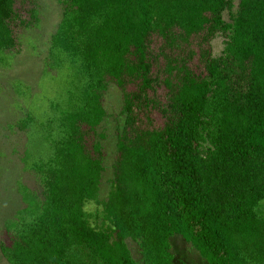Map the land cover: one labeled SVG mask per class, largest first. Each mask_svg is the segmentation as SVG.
Returning a JSON list of instances; mask_svg holds the SVG:
<instances>
[{
  "label": "trees",
  "instance_id": "16d2710c",
  "mask_svg": "<svg viewBox=\"0 0 264 264\" xmlns=\"http://www.w3.org/2000/svg\"><path fill=\"white\" fill-rule=\"evenodd\" d=\"M59 3L43 58L51 91L39 101L10 81L27 104L5 126L15 146L0 152L19 168L20 205L0 219L5 261L174 264L179 236L207 264H264V0ZM43 11L41 0H0V68ZM111 84L124 118L101 198Z\"/></svg>",
  "mask_w": 264,
  "mask_h": 264
},
{
  "label": "rangeland",
  "instance_id": "374dc122",
  "mask_svg": "<svg viewBox=\"0 0 264 264\" xmlns=\"http://www.w3.org/2000/svg\"><path fill=\"white\" fill-rule=\"evenodd\" d=\"M44 7L43 21L38 31H28L21 38L22 46L20 52L15 56L10 68H0V152L9 154L15 146V135L8 134L5 126L10 121L26 111L25 100L13 94L10 81L19 79L25 84L32 86L33 93L37 95L36 100L42 101L51 91L52 85L43 78V58L47 53L52 34L56 31L62 16V6L59 0H41ZM228 20V13H224ZM224 37L218 34L212 40V51L215 56L221 54ZM129 88H133L130 86ZM53 90V89H52ZM35 104V102H34ZM103 104L107 116L98 128V132L105 135L102 139L104 153V171L101 181V198L107 192L113 179V163L116 156L117 132L123 124V116L120 115L122 107V94L120 89L111 84L106 91ZM19 106V108L17 107ZM155 124L160 123V117L156 111L150 113ZM9 156V155H8ZM19 176V168L9 159L0 158V219L10 215L20 203L14 192V183ZM88 210L100 208L95 203H88ZM174 264H207L198 252L189 244L185 243L179 236L171 239ZM129 247L133 256L138 259L139 251L135 243L129 241ZM0 264H8L0 253Z\"/></svg>",
  "mask_w": 264,
  "mask_h": 264
}]
</instances>
